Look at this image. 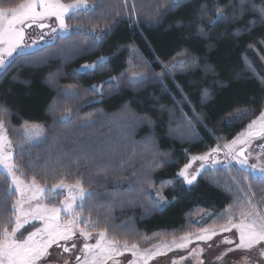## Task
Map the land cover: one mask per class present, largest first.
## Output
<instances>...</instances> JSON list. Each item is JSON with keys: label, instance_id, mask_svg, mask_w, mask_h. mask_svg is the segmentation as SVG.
<instances>
[{"label": "trees", "instance_id": "1", "mask_svg": "<svg viewBox=\"0 0 264 264\" xmlns=\"http://www.w3.org/2000/svg\"><path fill=\"white\" fill-rule=\"evenodd\" d=\"M87 2L92 6L89 11L67 17L65 37L30 52L0 75V119L12 144L24 145L25 127L38 126L47 137L32 148L30 157L17 154L15 162L26 165L23 178L35 176L48 188L62 178L67 183L81 179L95 193L84 216L91 210L93 217L101 218L97 227L130 244L218 226L227 218V209L238 213L244 206L246 185H251L256 200L264 197V183L250 175L245 182L238 174L228 177L218 170L217 177L204 174L190 187L176 177L190 156L231 142L264 111V22L259 13L264 0H248L243 16L225 9L229 21L218 24L209 20L216 6L224 7L229 0ZM104 33V40L94 45L93 35ZM180 54L187 55V63L175 67L172 76L164 74ZM100 57L108 58L102 69L79 71ZM140 62V69L145 66L157 81L133 90L124 84L123 74ZM93 85L98 86L96 91ZM68 90L76 91L75 97ZM175 110L181 113L179 125L186 124L192 134L170 136ZM237 110H248L246 118L234 120ZM65 115L70 118L61 120ZM126 115L138 120L134 142L162 156L155 172L144 174L139 168L136 174L123 159L107 160L108 134L116 135L107 122ZM107 117L111 118L103 121ZM229 119L233 122L226 125ZM135 159L142 164L146 156ZM168 180L173 184H164ZM9 185L0 172V225L17 199L8 195ZM157 190L166 203H157ZM258 208L264 211V204ZM205 213L211 216L197 224Z\"/></svg>", "mask_w": 264, "mask_h": 264}, {"label": "snow or ice", "instance_id": "2", "mask_svg": "<svg viewBox=\"0 0 264 264\" xmlns=\"http://www.w3.org/2000/svg\"><path fill=\"white\" fill-rule=\"evenodd\" d=\"M172 2L179 4L180 0H172ZM247 3L248 0H239L238 4L229 0V3L224 7L217 5L215 14L210 18L209 23L218 24L229 21V15L225 11L227 8H230L233 13L238 10L239 15L243 16ZM81 8H89L87 0H74L73 3H64L62 0H20L17 3L0 0V75L7 72L18 60L29 55L28 49L31 45L25 44L26 28L35 25L41 30L50 28L53 33L58 30L68 32L69 25L66 23V17L78 16ZM253 10H256L255 6H253ZM259 13L262 22H264V7L259 9ZM53 17L58 22L57 27L45 23ZM234 18L238 19L239 17ZM251 23L255 24V21ZM106 35L107 33L93 35V44L99 45ZM43 38L41 35L40 39ZM35 43L36 41L33 40L32 44ZM107 62V57H100L93 64L83 65L79 71L95 72L97 69H102ZM185 63H187L185 60L176 61L171 65V68L174 69ZM97 87L93 85L92 90L96 91ZM100 94L102 96L103 92L101 91ZM204 95H207V90ZM237 111L239 114L233 117L234 120L239 121L246 118L248 110ZM69 118L65 115L61 117V120ZM232 122L233 120L229 119L225 121V124L231 125ZM23 135L31 147L26 149L24 145L18 146L21 158L26 155L30 157L32 148L47 140L44 129L38 126L25 127ZM254 140L264 141V111H261L259 117L247 125L246 131L239 133L231 142L224 144V148L227 149L228 154L235 153L232 158L237 160L242 170H251V173L254 174L253 178L264 183V160L261 159V155H264V143L257 145L260 149V154L256 156L257 162L248 163L252 153L247 152V149ZM237 146L240 147L237 148ZM219 151L220 146L217 145L210 152L192 156L189 162L179 170L176 177L182 178L183 182L192 185L200 174V170L189 173L193 163L196 161L206 162ZM14 152L12 140L7 135L5 122L0 119V172L10 178L8 195H18L11 205L10 217L3 225H0V264H48L47 257L50 255V248L55 245L64 253H70L76 248V244L73 242L69 246L67 242L74 241V238L77 237H82L84 243L80 249L82 255L75 257V264H108L109 261H112V264H120L117 257L122 256L125 252H130L142 264H148L149 260L164 255L167 251L188 248L193 239L208 241L218 233L230 232L232 229L238 233V242L224 238L222 243L234 245V247L226 249L217 259H223L228 252L237 249L247 252L254 248L259 256L264 258V211L257 207L258 204H264V197L256 200L255 193L251 191V185H246L244 206L239 208L238 213H234L231 207L227 209L224 214L227 218L218 226L202 228L198 233H185L184 236L178 239L173 238L170 242L163 240L152 245L151 249H140L137 243L130 244L127 239L110 237L107 228L97 227L101 218L99 215L93 217L91 210L88 216L83 215V209L88 207V200L95 193L88 191L83 186L81 179L67 183L66 178H62L58 183L51 185L50 189L38 183L35 176L24 179L22 178L24 176L23 168L26 165L15 162ZM212 162L213 165L218 163L215 159ZM200 167L203 169L204 164H201ZM244 179L247 180V177ZM105 180H107L106 175ZM164 184L172 185L173 180L165 181ZM57 189L67 190V195L59 201V205L43 202L46 191ZM156 196L158 204L166 203L160 190H157ZM104 219L106 220L107 217ZM34 221H39V226L33 223ZM25 225H29V227L25 228ZM93 233L96 234V242L90 244L87 241L93 239ZM202 252L203 249H192L189 256L198 258ZM185 259L187 257H180L181 261ZM65 264H68V261H65ZM128 264H137V261L132 260ZM172 264H178V261L174 259ZM199 264H203V261L199 260Z\"/></svg>", "mask_w": 264, "mask_h": 264}, {"label": "rangeland", "instance_id": "3", "mask_svg": "<svg viewBox=\"0 0 264 264\" xmlns=\"http://www.w3.org/2000/svg\"><path fill=\"white\" fill-rule=\"evenodd\" d=\"M90 8H92V6L91 7L89 6V8H87V9L81 8L80 12H87V11H89ZM66 19H67V17H66ZM45 23L49 24L52 27L58 26V22H56L54 17L51 18L50 20L45 21ZM25 31H26L25 44L31 45V47L28 49L29 53L33 52L35 50L41 49L45 46L51 45L52 43H54V41L57 38L65 37L64 35H66V32H61L59 30L57 32L53 33L50 31V28H45V29L41 30V29L37 28L35 25H33L31 28H26ZM41 35H43V37H44L43 39H40ZM33 40L36 41V43L34 45L32 44ZM186 56H187L186 54H183V55L180 54V56H178L176 58L177 59L176 61H179V60H185L186 61V58H185ZM142 66L143 65H141V62H140L138 64V67H137V65L131 66V67H129V69H127L124 72L123 79L125 80L124 81L125 83L123 81L122 82L127 87H130L131 89L134 90L135 88H139V86L146 84L148 81H152V80H153V82L157 81L156 80L157 76L155 74H153L152 72H150L149 69H145L144 68L145 66L143 67V69H140V67H142ZM190 66L191 67L193 66V62H191ZM168 67H169V65L164 68L163 73L164 74L167 73L169 76H172L173 68L170 69ZM177 72H179V70ZM120 81H121V79L116 80L115 82L120 83ZM66 93L69 96L75 97V95H76V91H74V90H68ZM180 115H181V113L179 110L178 111L175 110L172 113V116H171L172 127L170 128V131H169L170 136L183 137L186 134H192L190 128L186 124H184L183 126L179 125L178 122L180 120ZM109 118H111V117L103 118V121H106ZM136 121H138V120H136L134 117L132 118V117H129L127 115L119 118V120H112V121L110 120V122L106 121L108 125L112 126V128L114 127L115 133H116V135L113 138H112V133H109V134L107 133L108 134V137H107L108 142L106 143V145L107 146L109 145L111 148L105 149L106 156H109L106 158H107V160H111L114 158L117 160L123 159V162H128V163H123V162L122 163L125 166L133 167L132 170L136 174L137 173L139 174V170H140L139 168H141V170H142L140 172L144 173V174L155 172L160 167V166L158 167L157 165L161 164L162 156L160 154H156V153L153 154L152 149L146 148L145 145L141 147L140 141L135 140V142H134L133 132L135 131V128H136ZM246 129H247V127H246ZM246 129H244L242 132L246 131ZM183 130H186V131H183ZM23 133H24V131H23ZM149 140L150 139H148V140L146 139L147 146H148V143L150 144ZM261 143H264V141L254 140L253 143L251 144V146L247 149V152L252 153V155L249 157V160H248L249 164H254L257 162L256 156H257V154H260V149L257 147V145L261 144ZM23 144H24L26 149L28 147H31L26 142V140H24ZM218 145L220 146L219 152L214 153L213 156L210 157L209 160L206 162L196 161L195 163H193L192 167L189 169V173H192L193 171H196V170H200V174L197 176L196 180L193 182L192 185H194L200 177H202L204 174H207V173H213V175L215 177H217L216 172L218 170H223L228 177H231L232 172L235 174H238L240 176V178H242V181H245V182L247 180H245L244 177H246L248 175H250V176L254 175L251 173V170L244 171L241 169V166L239 165L237 160L232 158V156L235 155V153L228 154L227 149L224 148V144H218ZM239 147L240 146H237V148H239ZM13 149L15 150L14 159L16 161V156L19 153V148H18V146L13 145ZM138 154H139V157L146 156V159L142 164L138 160L135 159V157L139 158ZM191 157L192 156L189 157L188 162H189ZM213 159L218 161V163L213 165V162H212ZM261 159L264 160V155H261ZM131 160H133V161L131 162ZM201 164H204L203 169H201V167H200ZM115 172L116 171H113V174ZM6 177L8 178V180L10 182V178L7 175H6ZM179 179L182 181V183L186 187L192 186V185H188L185 182H183L182 178H179ZM66 195H67L66 189L65 190L57 189V190L46 191L44 193L45 199L43 200V202L59 205V201L63 200ZM16 197L18 198V195H16ZM154 198L157 201L156 192L154 193ZM162 203H164V202H161L159 204H162ZM257 207H258V205H257ZM62 216H63V213H62ZM210 216H211V213H205L201 217H199L195 222L197 224H201ZM33 223H35L37 226H39V224H40L39 221H34ZM28 227H29V225H25V228H28ZM22 231H23V229H22ZM199 231L193 232V233H198ZM184 235L185 234H182L176 238L178 239ZM95 237H96V234L93 233V239H91L87 242L90 244H94L96 242ZM224 238L233 239L234 241L238 242V233H236L235 229H232V231H230V232L218 233L216 236H213L212 239L208 240V241H199V240L193 239L192 243H190L188 245V248H186V249H173L172 251H167L164 255L156 256L152 260H149L148 264H172V260H174V259L178 261V264H199V260H202L203 264H264V258L259 256V254L255 248L252 249L251 251H247V252L237 249L233 252H228L227 255H225L223 257V259H217V257H219L221 255V253L226 251V249H228L229 247H234V245H228V244L222 243ZM74 239H79L80 241H83V243H84V240L82 237H77ZM172 239H173L172 237L170 239H156V237H153L151 240L149 239L144 243L141 242V243H137V244H138L140 249H144V248L151 249L152 245H154V244H158L163 240H167L170 242ZM192 249H203V252L198 258H196L193 256H189V252ZM49 252H50V255L47 257L48 264H65L67 256L62 254L61 250L55 248V245L49 249ZM182 256L187 257V259L181 261L180 257H182ZM245 257H247V260H245ZM117 259L119 260L120 264H128V262L132 261V260H136L137 264H142V262L138 258L133 257L130 252H125L122 256L117 257ZM108 264H112V261H109Z\"/></svg>", "mask_w": 264, "mask_h": 264}, {"label": "flooded vegetation", "instance_id": "4", "mask_svg": "<svg viewBox=\"0 0 264 264\" xmlns=\"http://www.w3.org/2000/svg\"><path fill=\"white\" fill-rule=\"evenodd\" d=\"M73 242H75V244H76V248L73 249L70 253H64V252L62 251V249L57 248V247L55 246V248L61 250L62 254H64L65 256H67L66 261H68V264H75V257H76L77 255H82V254L80 253V249H81L82 246H83V241H80L79 239H74V241H69V242H67V243H68V245L70 246ZM77 244H78V245H77ZM79 244H80V245H79ZM49 253H50V252H49Z\"/></svg>", "mask_w": 264, "mask_h": 264}]
</instances>
